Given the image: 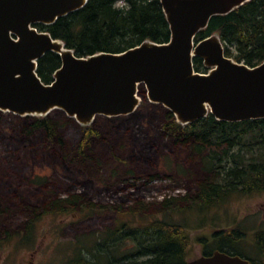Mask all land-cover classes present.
<instances>
[{
    "label": "trees",
    "instance_id": "trees-1",
    "mask_svg": "<svg viewBox=\"0 0 264 264\" xmlns=\"http://www.w3.org/2000/svg\"><path fill=\"white\" fill-rule=\"evenodd\" d=\"M119 1L122 4L118 5ZM37 26L50 31L54 37L63 39L79 55L101 50L122 51L145 39L163 42L171 36L160 0H88L85 6L59 17L55 22L38 23ZM214 32L220 34L227 55L251 65L260 63L264 60V0H249L228 13L212 16L207 27L197 33L196 40ZM194 63L197 70L206 69L199 56L194 58ZM60 64V55L48 51L39 59L37 71L45 82H50ZM140 94L144 98L142 108L155 109L162 113L163 121L160 126L163 132L160 143L162 137L166 136L173 142L183 144L188 148L191 157L199 158L202 169L193 194L177 197L174 195L156 201L158 212L171 209L186 212L188 209L198 208L207 211L209 217L215 220L213 210L224 205L231 196L264 191V118L226 121L209 113L191 123L181 124L171 110L147 99L144 84H140ZM139 110L121 116L99 115L92 125L83 127V135L72 149H67V143L60 132L63 123L71 121L63 110L56 109L46 116L22 117L12 112L9 114L20 119L21 126L23 123L22 135L25 137H31L35 129L44 131L42 144L45 152L58 147L61 151H50L62 158V161L67 159L73 164L86 165L87 160L92 158L94 139H99L102 135L98 129L99 120L104 118L109 123H115L116 120L122 123L129 116L136 115ZM2 113L0 110V121L3 120ZM49 156L55 158L52 153ZM155 175L158 173H152L150 177ZM128 177L130 175L126 179ZM133 177L135 176L131 179ZM3 185L0 182V189ZM112 204L111 207L118 213L119 221L116 226L104 230L95 239L93 246H78L76 254L67 264H185L189 260L187 216H183L181 220H170L155 215L145 222H130L121 219L125 208L135 215L137 212H150V207L140 199L127 207H123L122 203ZM94 205L95 203L82 197L80 193L49 197L43 204L41 213L35 207L25 205V209L30 212L25 227L30 230L35 219L47 212ZM4 208L0 202V216L6 212ZM199 220L203 221L204 217ZM5 233L7 236L12 234L8 228ZM213 237L217 246H212L203 254H210L216 249L240 254L230 246L236 248L240 240L249 236L248 233L245 236L239 226L225 224L222 229L214 231ZM252 237L264 254V228L252 233ZM129 240L133 246L123 252L120 246ZM247 253L252 264H256L248 249Z\"/></svg>",
    "mask_w": 264,
    "mask_h": 264
},
{
    "label": "water",
    "instance_id": "water-1",
    "mask_svg": "<svg viewBox=\"0 0 264 264\" xmlns=\"http://www.w3.org/2000/svg\"><path fill=\"white\" fill-rule=\"evenodd\" d=\"M160 1L170 26L167 41L145 39L122 51L79 55L35 24H51L88 0H0V110L46 116L61 109L86 126L98 115L133 113L143 100L142 83L148 100L171 110L181 124L209 113L226 121L264 118V60L251 65L227 55L217 32L196 40L212 16L249 0ZM48 51L58 53L61 64L45 82L37 67ZM196 56L205 70L196 69ZM185 264L252 261L216 249Z\"/></svg>",
    "mask_w": 264,
    "mask_h": 264
},
{
    "label": "rangeland",
    "instance_id": "rangeland-1",
    "mask_svg": "<svg viewBox=\"0 0 264 264\" xmlns=\"http://www.w3.org/2000/svg\"><path fill=\"white\" fill-rule=\"evenodd\" d=\"M141 108L142 104L136 115L122 123L99 120L102 137L94 139L92 158L86 165L73 164L67 159L62 161L52 152L61 151L58 147L45 152L42 129H35L31 137H25L20 119L1 110L0 182L4 185L0 189V202L6 212L0 216V264H67L78 246H93L104 230L116 226L119 219L117 211L111 207L112 202L127 207L137 199L150 207V212L133 215L125 208L121 219L145 222L155 215L170 220L187 216L189 259L217 246L214 231L231 224L239 226L245 236L247 233L249 236L240 240L236 248L230 246L231 249L249 258L248 249L256 264H264V254L252 237V233L264 228V191L231 196L224 205L215 208L214 213L210 212L215 220L207 211L198 208L186 212L172 209L158 212L156 201L193 194L202 169L199 158L191 157L183 144L166 136L160 143L162 113ZM70 118L71 121L64 122L60 128L67 149L76 147L84 127ZM50 153L55 158L50 157ZM152 173L158 175L150 177ZM132 176L135 177L131 179ZM73 193L91 200L94 207L47 212L35 219L30 230L26 229L30 212L25 205L40 212L49 197ZM202 217L204 220H199ZM7 228L11 230V236L5 233ZM130 240L120 246L123 252L133 246Z\"/></svg>",
    "mask_w": 264,
    "mask_h": 264
},
{
    "label": "flooded vegetation",
    "instance_id": "flooded-vegetation-1",
    "mask_svg": "<svg viewBox=\"0 0 264 264\" xmlns=\"http://www.w3.org/2000/svg\"><path fill=\"white\" fill-rule=\"evenodd\" d=\"M37 24H38V23H37ZM37 24H35V25L37 26ZM37 27H38V26H37ZM38 28H39V27H38ZM39 29H40V28H39ZM41 30H43V29H41ZM204 65H205V64H204ZM141 84H142V83H141ZM139 93H140V85H139ZM141 96H142V95H141ZM146 97H147V96H146ZM142 98H143V96H142ZM143 99H144V98H143ZM147 99H148V98H147ZM142 101H143V100H142ZM149 101H150V100H149ZM150 102H151V101H150ZM142 103H143V102H141V104H142ZM153 103H155V102H153ZM141 104H140V105H141ZM157 104H159V103H157ZM140 105H139V106H140ZM164 107H165V106H164ZM138 108H139V107H138ZM138 108H137V109H138ZM137 109H136V110H137ZM136 110H135V111H136ZM135 111H134V112H135ZM53 112H54V111H53ZM53 112H52V113H53ZM12 113H13V112H12ZM130 114H131V113H130ZM17 115H18V114H17ZM122 115H129V114H122ZM98 116H99V115H98ZM98 116H97V117H98ZM102 116H104V115H102ZM117 116H121V115H117ZM108 117H113V116H108ZM95 119H96V118H95ZM95 119H94V121H95ZM94 121H93V122H94ZM92 124H93V123H92ZM92 124H90V125H92ZM82 126H85V125H82ZM86 126H89V125H86Z\"/></svg>",
    "mask_w": 264,
    "mask_h": 264
}]
</instances>
